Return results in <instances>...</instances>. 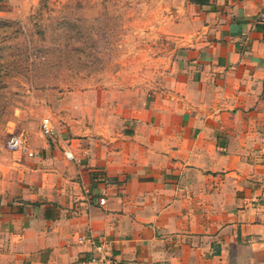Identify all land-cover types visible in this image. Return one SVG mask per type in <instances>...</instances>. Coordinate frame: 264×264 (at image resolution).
Masks as SVG:
<instances>
[{
  "label": "crops",
  "instance_id": "crops-1",
  "mask_svg": "<svg viewBox=\"0 0 264 264\" xmlns=\"http://www.w3.org/2000/svg\"><path fill=\"white\" fill-rule=\"evenodd\" d=\"M147 2L180 43L166 85L72 94L56 138L23 136L0 264H79L80 238L117 264H264V0Z\"/></svg>",
  "mask_w": 264,
  "mask_h": 264
},
{
  "label": "rangeland",
  "instance_id": "rangeland-1",
  "mask_svg": "<svg viewBox=\"0 0 264 264\" xmlns=\"http://www.w3.org/2000/svg\"><path fill=\"white\" fill-rule=\"evenodd\" d=\"M147 3L0 1V197L22 176V153L6 141L23 134L30 145L43 118L57 123L66 97L139 102L162 91L180 43Z\"/></svg>",
  "mask_w": 264,
  "mask_h": 264
},
{
  "label": "built area",
  "instance_id": "built-area-1",
  "mask_svg": "<svg viewBox=\"0 0 264 264\" xmlns=\"http://www.w3.org/2000/svg\"><path fill=\"white\" fill-rule=\"evenodd\" d=\"M260 22L264 28V13L261 15ZM263 40H264V29H263ZM41 132L48 138L54 139L57 137V129L54 125V122L50 117H45L42 119L40 124ZM5 148L10 152L16 151H24L26 148L24 147L23 135H10L8 140L5 143ZM33 156L32 153L29 154ZM65 158L68 160H72L73 156L70 152H64ZM101 203L104 202L103 199L100 201ZM79 243L88 242L92 249L89 257L83 259L79 262V264H117L109 254L108 248L103 243H95L91 238H80Z\"/></svg>",
  "mask_w": 264,
  "mask_h": 264
}]
</instances>
